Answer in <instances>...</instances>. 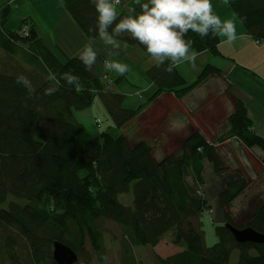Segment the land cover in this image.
I'll return each instance as SVG.
<instances>
[{"label":"trees","instance_id":"obj_1","mask_svg":"<svg viewBox=\"0 0 264 264\" xmlns=\"http://www.w3.org/2000/svg\"><path fill=\"white\" fill-rule=\"evenodd\" d=\"M55 1L65 7L88 40L99 36L92 30L97 16L94 0ZM226 1L248 34L264 43V0ZM10 2L0 0V51L6 57L0 61V256L7 264H57L52 256L55 241L74 250V264H89L91 254L103 262L107 259L102 237L106 221L119 228L117 235L112 234L118 240L120 264H140L134 247L155 248L166 237L179 249L166 257L152 251L158 264H230L232 250L237 252L235 264H264V243L237 242L225 226L229 222L264 235V201L244 223L235 222L225 211V222L214 228L215 243H205L202 216L210 203L188 183L187 171L200 185L203 158L217 173L227 169L214 142L195 130L173 151L156 159L145 141L133 143L121 132L113 135L101 130L96 137L79 141L84 128L72 110H84L95 96L117 129L138 114L142 105L122 106L124 95L110 88L121 76L105 83L85 68L80 56L60 62L29 19H22L16 31L9 30L5 24ZM24 26L27 32L23 34ZM219 38H202L191 31L186 36L194 41V50L213 53L218 52ZM117 39L137 44L148 54L128 34ZM168 63L152 64L146 70L157 87L150 99L161 91L182 97L195 84L220 73L206 64L195 82L186 84L176 68L165 71ZM49 69L58 78L71 70L79 75V84L69 86L61 79L54 95H44L51 83L46 79ZM20 74L30 80L33 92L17 84ZM226 91L235 110L228 118L229 130L215 141L235 136L248 148L264 150V138L254 132L243 101L229 88ZM245 186L240 174L229 179L218 193V205L224 209ZM124 195L129 196L126 201Z\"/></svg>","mask_w":264,"mask_h":264},{"label":"crops","instance_id":"obj_2","mask_svg":"<svg viewBox=\"0 0 264 264\" xmlns=\"http://www.w3.org/2000/svg\"><path fill=\"white\" fill-rule=\"evenodd\" d=\"M144 2L146 0H121V4L116 6L117 11L124 13L127 8L139 7V4ZM211 3L214 14L218 15L221 21L231 20L235 23L238 38L234 42H229L226 36L218 35L220 38L217 44V53L207 49L201 52L195 50L198 52L195 66L189 62H184L179 64L176 69L184 77L186 84L195 82L206 64L214 65L220 70V73H213V75L205 78L203 82L195 84L182 97H177L173 91H161L156 97L150 99L157 89L155 83L150 78L148 82L146 80L143 82L134 80L133 82L135 86L131 90V95L137 96L139 101L136 100L135 103L137 104L128 108L134 109L139 107V105H142V107L138 114L120 127L121 130L119 132L123 133L133 143L141 140L145 141L153 148V154L155 153V155L158 150L157 147H159L160 150L156 159L163 158L165 153L173 151L188 134L195 130L206 137L207 140L214 142L216 138L225 135L230 128L228 118L235 110L234 103L226 91L228 88L235 97L243 101L254 132L264 138V43L257 42L248 34L238 15L235 14L226 0H211ZM66 12L62 11V14L66 16L69 23L68 25H63V28L60 26L62 32L60 36H57V40L49 35H41L44 45L60 62L72 56H80L84 44L88 41L69 12ZM76 38L77 40L74 42ZM94 39L93 47L97 50L98 57L91 71L93 75L99 78L103 73L101 61L104 57H107L109 52L105 51L106 48L103 45L96 42L99 36ZM74 43L75 47L71 50ZM109 46L107 45V47ZM131 52H128L126 57L129 58L130 56L132 59ZM134 54L137 57L139 56L143 62H147L146 67H144L145 72L149 66L154 64L149 54L146 57L140 52H134ZM115 58L119 59L116 54L114 56L112 54V59ZM129 60L123 58L119 62L128 65V68L134 67V64ZM111 73H114V76ZM125 73L120 75L115 71H110L112 77L110 81L116 80L120 76L124 78ZM119 82L121 81L118 80L111 84L110 88L122 93V87L119 89L117 86ZM142 93H147V97H144ZM97 97L95 96V98ZM88 107L89 109H86L85 112H75L74 114L75 119L81 122L87 121L88 131L84 135V140L86 141L98 133V130L94 127L95 121L93 123L91 118L98 115V113L93 108V103ZM98 112L104 114V112ZM133 122L132 126L134 127H131L130 124ZM130 128H133V130L130 131ZM137 136H139V140L134 141L133 138L138 139L136 138ZM165 142L169 146L172 145V147L166 144L164 148ZM214 146L227 169L217 173L213 164L207 158H203L200 173L202 183L198 186L203 188L206 197L211 199V207L208 209V213L205 212L203 216L208 217L213 225H219L222 223V217L217 220L213 216L215 220H212L211 216L213 204L214 208L218 205V193L224 189L226 182L236 177L237 174H242L247 179L251 177L258 178L259 176L264 178V163L262 161L264 150L257 146L248 148L235 136H228L221 142L216 141ZM187 179L188 183L193 185V188L197 187V184L191 179L189 169L187 171ZM232 203L231 201L225 208L227 213L232 211L228 209ZM216 214L215 212L214 215ZM178 249L174 247L173 251H168L165 254L160 253L158 250L156 252L166 257L177 252Z\"/></svg>","mask_w":264,"mask_h":264},{"label":"clouds","instance_id":"obj_3","mask_svg":"<svg viewBox=\"0 0 264 264\" xmlns=\"http://www.w3.org/2000/svg\"><path fill=\"white\" fill-rule=\"evenodd\" d=\"M96 9V25L92 29L99 38L114 49L120 47L118 37L128 34L138 41L147 50L156 67L165 65V71L171 73L174 68L184 62L195 66L198 52L193 50L194 41L186 39L191 31L200 37L224 35L229 42L238 38L236 25L231 20L221 21L213 12L211 0H146L139 4L140 11L127 8V14L117 11L121 0H94ZM95 39H89L83 46L79 59L86 69H91L96 63L98 52L93 47ZM106 69L123 75L128 65L112 59L108 53L103 61ZM46 79L51 82L44 89V95H54L62 79L69 86L78 85L80 77L71 70L66 71L58 78L49 69ZM17 84L28 89H34L30 80L23 74L18 75Z\"/></svg>","mask_w":264,"mask_h":264},{"label":"rangeland","instance_id":"obj_4","mask_svg":"<svg viewBox=\"0 0 264 264\" xmlns=\"http://www.w3.org/2000/svg\"><path fill=\"white\" fill-rule=\"evenodd\" d=\"M10 3H11L10 13H9L10 15L8 16V19L5 24L9 30L16 31L22 19H29L30 22L33 21V24H35V29L37 33L40 34V36L49 35L51 36V38L57 40V36L61 35V32H62L61 28H63V25H68L69 23L67 21L66 16L62 14V11H66L65 7L58 1H55V0H11ZM76 40L77 38L74 39V42H76ZM118 40L120 43V47L118 49H114L111 46L107 47V45L100 38L97 39L96 42L103 45V47L106 48L105 49L106 52L112 53L113 56L116 54L119 57V59L115 58V60H117L118 62L122 60L123 58H125L128 60L130 59L129 61H131V63L134 64V67L128 68V70L125 73V77L121 78L120 79L121 82L117 84L119 89L122 87L121 91L125 95L122 106L128 108V107L135 106L137 104L135 103L136 100L139 99L137 96L135 97L131 95V92H132L131 90H133L132 88L135 86L133 84L134 80L142 81V82L145 80L148 82L149 80V76L146 75L147 73L145 72V69H144V67H146L147 65V62H143V60L140 59L139 56L137 57L134 54V52L136 53L140 52V54H143V56L145 57L148 56V54L146 55L144 51H142V49L137 44L130 45L126 41L124 42V41H121L120 39ZM74 47H75V43L74 45H72L71 50ZM128 52H131L132 59L130 58V56L129 58L126 57ZM3 56H4L3 53L0 51V61L5 60L6 57L4 58ZM104 60H105V57L101 61L102 65H103ZM107 71H109V74H110L111 70L106 69L103 65V73L101 74L99 78H101L105 83H106V80L112 79L111 75L107 74ZM105 74H107L108 77H106ZM111 74H113L114 76V73H111ZM146 94L142 93L144 97H147ZM93 108L98 113V115L91 117L93 120V123L95 121L94 127L95 129L98 130V133L101 130H107L113 135L119 134V130L121 129L119 128L117 129L113 126L112 120L108 118L105 107H103V103L101 102L99 97L95 98V101L93 102ZM86 109H89V107H86L84 110H72V114H75V112L83 113L86 111ZM98 111L104 112V114H100ZM96 118L100 120V123H99L100 125L96 124ZM78 121L81 122L80 120ZM81 123L83 125L84 132L78 136V140L83 142V141H86L84 140L85 139L84 135L86 131H88V126H87L86 120L85 122L82 121ZM133 124L134 122L131 123L130 126L134 127L132 126ZM131 130H133V128H130V131ZM138 137L139 136H137L136 138ZM133 140L136 141V140H139V138L138 139L133 138ZM224 140L225 139H223V141ZM215 143L216 141L213 143V145H215ZM166 144L168 145V143L165 142L164 148ZM169 147H172V145ZM157 148L158 150L156 152V155L154 153L155 158L156 156H158V153L160 150L159 147ZM262 161L264 163V157ZM242 176L245 177L244 175ZM245 179L247 178L245 177ZM245 187L246 188L243 189L240 192V194L234 197V199L232 200L233 203L230 205L231 207L228 208V209H231L232 211L228 212L227 214L229 215V217L232 218V220H234L237 223H244L247 217L252 213V211L264 201V178L263 177L259 176L258 178L251 177L250 179H247ZM195 192L196 194H201L202 196H204L207 200H209V203H210L211 199H208L206 197L205 190L203 188L197 185V187L195 188ZM128 197H129L128 195L122 196V198L125 199L124 201H126ZM210 207L208 209H210ZM225 208H227V206ZM225 208L222 210V208L218 205H216V207L214 208V204H213V208L211 209L212 220H215L213 216H215L217 220L218 218L220 220L222 217L221 219L222 223L225 222L224 214H223L226 211ZM215 212L217 213L216 214L217 216L214 215ZM202 221H203V231L205 232V243H207V245L210 246L214 244L216 241V236L214 232L215 225H213L212 221L208 219V217L202 216ZM104 226H106V230L103 232L102 237H103L104 247L106 248V256H107L106 258L107 259L104 260L103 262H100L97 259H95L93 254H91L89 264H120V260H119L120 258L118 256V250H119L118 240L112 234V233H116L117 235V233H119V228L115 223L110 222V221L104 222ZM174 247L172 244L168 242L167 237H166V239L161 240L159 242L156 249L150 248L148 246H145V247L135 246L133 251H134L135 257L139 260L140 264H158L154 260L151 252L152 251L156 252L158 250L160 253L165 254L168 251H173ZM236 257H237V252L235 250H232V255L230 257L229 263L235 264ZM0 264H7V262L4 260L2 256H0Z\"/></svg>","mask_w":264,"mask_h":264},{"label":"water","instance_id":"obj_5","mask_svg":"<svg viewBox=\"0 0 264 264\" xmlns=\"http://www.w3.org/2000/svg\"><path fill=\"white\" fill-rule=\"evenodd\" d=\"M225 226L232 232L233 238L237 242L248 241L252 243H264V235L250 227L237 228L229 222L225 223ZM52 250L53 260H55L57 264H74L77 261L74 250L68 248L61 242L55 241Z\"/></svg>","mask_w":264,"mask_h":264},{"label":"built area","instance_id":"obj_6","mask_svg":"<svg viewBox=\"0 0 264 264\" xmlns=\"http://www.w3.org/2000/svg\"><path fill=\"white\" fill-rule=\"evenodd\" d=\"M21 32H22L23 34L26 33V32H27V28H26V27H23L22 30H21ZM105 75H106V77H108L107 74H105ZM99 123H100V120L97 118V119H96V124L99 125Z\"/></svg>","mask_w":264,"mask_h":264}]
</instances>
